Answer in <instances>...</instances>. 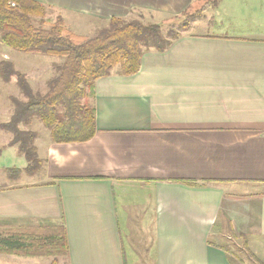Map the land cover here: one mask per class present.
Wrapping results in <instances>:
<instances>
[{
  "label": "crops",
  "instance_id": "0c3cea01",
  "mask_svg": "<svg viewBox=\"0 0 264 264\" xmlns=\"http://www.w3.org/2000/svg\"><path fill=\"white\" fill-rule=\"evenodd\" d=\"M35 1L98 24L160 22L192 5ZM228 13L237 30L186 31L165 51L144 52L135 74L98 78L94 135L72 143L37 136L39 169L0 185V225L62 223L69 264H128V252L135 264L146 256L149 264H239L232 234L264 254V16ZM37 258L0 254V264Z\"/></svg>",
  "mask_w": 264,
  "mask_h": 264
},
{
  "label": "trees",
  "instance_id": "16d2710c",
  "mask_svg": "<svg viewBox=\"0 0 264 264\" xmlns=\"http://www.w3.org/2000/svg\"><path fill=\"white\" fill-rule=\"evenodd\" d=\"M189 8L180 14L186 15L179 24L181 32L174 28L164 31L159 22L111 17L89 36L71 30L60 15L50 21L47 8L40 2L0 0L1 44L23 54L62 59L44 92L34 91L11 61L0 60V79L4 82L15 79L24 97L13 100L10 120L1 122L0 128L12 134L7 144L17 145L26 166L6 167L5 174L8 177H17L23 171L33 174L41 164L34 144L37 134L20 124L28 125L37 119L49 130L53 143L90 139L96 131L92 103L95 81L113 71L126 76L135 74L144 52L165 51L187 31L188 19L198 13L187 14ZM0 254L49 258V264H69L64 225H0Z\"/></svg>",
  "mask_w": 264,
  "mask_h": 264
},
{
  "label": "rangeland",
  "instance_id": "374dc122",
  "mask_svg": "<svg viewBox=\"0 0 264 264\" xmlns=\"http://www.w3.org/2000/svg\"><path fill=\"white\" fill-rule=\"evenodd\" d=\"M222 1L226 2V0H192V5L187 10V14L194 15L195 12L198 13L195 14L193 18L191 17L188 19L190 25L188 26L187 31L202 33L208 31H220L224 29L228 31L237 30L238 27H236L234 23L230 22V16H226V13L229 14L228 12H230V15L231 13L235 14L234 16L236 17L238 15H242V18L250 19H252L254 16H264V5L237 3V0H229L226 2L227 9L222 10V8L219 6V3ZM203 7L204 9L200 11V9ZM215 8L218 9L217 11L220 12V14H224L222 22L219 18L215 17ZM47 14L50 21H54L57 16L62 15L60 12L52 9H47ZM185 16L186 15H172L168 16L162 21L160 19H154V21H160L159 23H161L164 31L170 28L182 31V29L179 27V24L182 22V19ZM144 17L145 20L146 16ZM64 18L63 20L69 28L73 27L77 30L79 29L82 33H85V35L89 36L94 35L96 33V29L105 25V23L98 24L96 23L97 21H89L90 19L85 17L80 18L76 16H66ZM246 23L251 24V21H247ZM6 53H9V56L8 54L6 55ZM1 59L11 61L14 65V68L25 75L31 88L38 92H44L46 90L48 79L55 75L56 66L62 62L61 58L53 56L41 54H23L5 47L0 42V60ZM14 99L24 100L22 93L15 85V79L12 78L9 82H4L0 79V124L1 122L10 120L14 108ZM20 127L35 132L38 136V140H49V130L43 127V125L37 119H33L28 125L23 126L20 124ZM11 138L12 134L10 132L0 128V185L18 183L20 181H28L31 179V177L29 178L27 176V171L21 172L17 177H8L5 174L6 167L19 168L23 165L26 166L24 156H21L17 152V145L16 148L8 146L7 143ZM232 236L233 237L230 236V238L232 239L233 243L228 246V249L229 252L234 255V261L239 264H264V254L259 252L256 253L254 248H248L246 242H243L241 238L233 234ZM147 257L148 256L140 260L139 264H149ZM126 258L128 264H131V260L133 264H135V259L131 256L130 252L127 253ZM34 262V264H49L50 259L37 258ZM59 263H61V259L59 260ZM6 264H10V262H6Z\"/></svg>",
  "mask_w": 264,
  "mask_h": 264
}]
</instances>
